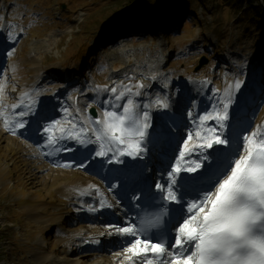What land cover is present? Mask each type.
Here are the masks:
<instances>
[{"label": "snow or ice", "instance_id": "snow-or-ice-1", "mask_svg": "<svg viewBox=\"0 0 264 264\" xmlns=\"http://www.w3.org/2000/svg\"><path fill=\"white\" fill-rule=\"evenodd\" d=\"M0 78H2V70H0ZM139 87H143L140 85ZM234 87L238 89L240 87L237 82ZM113 94L117 93V89L112 87L109 89ZM127 93L131 94L126 97V92L121 91L115 95V100L120 101L125 99L123 105L113 104L114 110H105L103 112V120L97 118L93 120L95 125H99L98 129H93L95 132V141L99 142V149L95 152L96 156L103 157L108 155V145L105 143L109 141L117 145H126L125 149L118 150L119 155H128L130 157L140 156L141 153L146 151L145 137L146 130L150 125V114L148 111H139L141 105L138 102H134L132 95L139 96L140 93H132L131 88H127ZM230 96L229 101L224 102L221 109L215 112V115L211 116V119L216 121L217 127L210 128V133H217V129H223L225 127L224 122L229 119V108H230ZM163 107H168L167 103L160 101ZM144 107H147L145 105ZM115 109H119L116 111ZM23 116L24 113L19 114ZM210 114L206 113L201 117L202 121H208ZM60 121H56L53 125L45 128V133H49L58 125ZM24 123H20L19 127L23 128ZM75 124L72 128H76ZM63 133L64 129H60ZM81 133L87 136V132H84L81 128L80 132L69 131L67 137L77 140L81 144H85L88 141L82 138ZM252 133L249 129L248 133H245L242 137V142L239 148L236 150V158L232 160H217L214 165L204 169L201 179H206L209 176H215L203 191L209 193L204 197L210 202V211L205 214L202 218L199 232L196 228H189L188 223L185 221L183 227L179 228V231H187L188 239L190 241H198L195 244L196 249L200 253V264H220L217 259L222 254L231 256L235 250L241 247L240 244L235 243L237 241H247L249 232L252 226L258 225V222L264 217V140L261 141L259 151L256 156H253L252 149L248 150V155L244 156L241 153L245 148V142L252 143L249 136ZM197 136L200 135L198 132ZM223 134L214 135L213 139L208 140L205 144H200L197 147L200 149H212L214 144L227 146L229 144V138L223 137ZM62 135L54 138L53 136L48 137L49 144H55L59 139H64ZM192 139V134L189 133L187 138L182 141V148L188 149V141ZM207 139V138H206ZM106 148L108 151H106ZM185 151H178V156L183 157ZM193 153L189 152V155ZM205 162H210L211 158L208 155L200 157ZM120 162V161H117ZM84 165H81L83 167ZM181 169L179 167H169L168 172L165 174L169 178L164 184L157 183L156 188L160 191V198L163 200L177 201L176 193L180 192L177 187V179L173 178L175 174L179 173ZM185 171L193 172L196 169L187 168ZM224 177L222 180L221 178ZM218 181V183H217ZM219 185L218 188L215 186L214 198L211 191L208 188L211 185ZM188 193H180L179 200L183 201L184 196ZM199 198V194H197ZM247 199L250 203L244 207H240L241 201ZM257 206L261 211H257ZM201 212L204 211L202 207ZM184 207L181 206L179 218L177 219L176 225L173 226L175 229L181 220H184ZM163 214V213H161ZM159 217L156 219H144L141 221L142 227L137 228L135 224L129 226L119 227L117 231L121 233L130 234L134 240L129 241L131 247L127 248V251H131L136 255L143 254L147 256L149 251L153 254L164 253L165 244L161 241L153 240V237L146 234L147 229L154 227L158 223ZM142 237V238H141ZM175 245H181V241L178 237L173 236ZM250 245L257 250L259 264H264V242L249 241ZM141 245H143L141 247ZM182 246V245H181ZM256 255L255 253L253 254ZM150 264V262H149ZM184 264H192L191 257ZM251 264V262H250Z\"/></svg>", "mask_w": 264, "mask_h": 264}]
</instances>
